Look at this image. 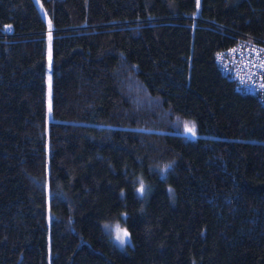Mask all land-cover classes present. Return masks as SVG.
Wrapping results in <instances>:
<instances>
[{"label":"trees","instance_id":"obj_1","mask_svg":"<svg viewBox=\"0 0 264 264\" xmlns=\"http://www.w3.org/2000/svg\"><path fill=\"white\" fill-rule=\"evenodd\" d=\"M40 2L0 0V264H264V108L216 63L264 0Z\"/></svg>","mask_w":264,"mask_h":264},{"label":"built area","instance_id":"obj_2","mask_svg":"<svg viewBox=\"0 0 264 264\" xmlns=\"http://www.w3.org/2000/svg\"><path fill=\"white\" fill-rule=\"evenodd\" d=\"M216 63L221 74L234 82L238 92L255 96L264 108V46L238 42L219 52Z\"/></svg>","mask_w":264,"mask_h":264},{"label":"rangeland","instance_id":"obj_3","mask_svg":"<svg viewBox=\"0 0 264 264\" xmlns=\"http://www.w3.org/2000/svg\"><path fill=\"white\" fill-rule=\"evenodd\" d=\"M37 5L39 6V9L45 18V20H49V17L45 10L43 9V6L40 2V0H35ZM47 58H48V73H47V92H46V98H47V121L51 120L52 113H51V64H52V53H51V42L48 41V47H47ZM190 136H193V132L188 133ZM106 229L108 232H110L111 238L113 242L121 249H124L127 247L128 244H131V238L130 233L128 229L118 222H111L106 225ZM118 232L120 234H123L124 232H127V236L124 238V242L122 243L120 240L117 239Z\"/></svg>","mask_w":264,"mask_h":264},{"label":"snow or ice","instance_id":"obj_4","mask_svg":"<svg viewBox=\"0 0 264 264\" xmlns=\"http://www.w3.org/2000/svg\"><path fill=\"white\" fill-rule=\"evenodd\" d=\"M188 131H189V132H193V134H194V129H193V128H189ZM141 191H143V189H141ZM127 235H128L127 232H124L123 234H120V233L118 232V234H117V239L120 240V241L123 243V242H124V238H125Z\"/></svg>","mask_w":264,"mask_h":264}]
</instances>
